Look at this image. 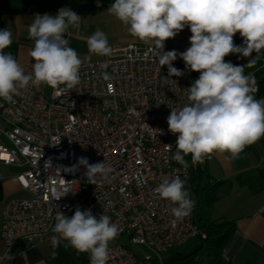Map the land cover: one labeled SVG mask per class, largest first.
<instances>
[{"label":"built area","instance_id":"built-area-1","mask_svg":"<svg viewBox=\"0 0 264 264\" xmlns=\"http://www.w3.org/2000/svg\"><path fill=\"white\" fill-rule=\"evenodd\" d=\"M111 47L110 56L84 62L80 83L69 92L64 86L54 90L42 85L40 90H22L15 103L0 99V133L8 143L0 144V164L22 167L16 180L29 193L4 203L0 237L6 252L18 240L47 239L56 212L68 215L77 207L90 209L97 218L106 213L118 225L108 264H164L170 247L205 236L194 223L193 209L177 220L173 205L155 192L163 179L180 176L186 181L207 162L208 156L192 165L189 154L185 169L173 160L176 135L167 124L171 108L189 102L186 88L199 73L188 71L177 57L173 66L184 75L172 77L176 82L167 77V85V66H159L149 52L151 45L125 41ZM249 59L225 57L234 65H246ZM262 68L261 58L245 74L256 78ZM103 73L110 78L104 80ZM81 157L90 164L105 161L111 171L89 183L87 169L78 165ZM121 238L126 241H116ZM128 242L150 254L139 258Z\"/></svg>","mask_w":264,"mask_h":264},{"label":"clouds","instance_id":"clouds-1","mask_svg":"<svg viewBox=\"0 0 264 264\" xmlns=\"http://www.w3.org/2000/svg\"><path fill=\"white\" fill-rule=\"evenodd\" d=\"M107 10L131 37L152 45L149 52L159 66H167L165 84L170 85L167 77L176 82L172 77L184 75L173 66L178 55L188 71L199 73L186 88L189 102L171 108L167 117L168 131L176 135L173 160L186 169L189 154L192 165L203 163L214 152L239 159L246 147L264 137V99L256 98L259 89L255 75L245 74V68L254 67L264 55V0H115ZM81 20L82 16L68 7L54 16H33L28 26L29 39L34 41L30 73L4 51L13 43V34L9 28L0 29V99L15 103L14 97L22 90H40L42 85L54 90L64 86L69 92L80 83L85 61L92 55L110 56L114 50L106 33L99 29L88 37L89 55L83 59L69 46L65 34L70 28H79ZM185 27L191 32L190 47L181 53L165 51V42ZM237 33L243 39L241 45L234 43ZM230 54L250 59L246 65H234L225 61ZM102 78L110 77L103 73ZM78 165L87 169L92 184L98 175L111 171L105 161L90 164L84 157L79 158ZM185 185V180L175 176L163 179L155 189L161 199L173 205L171 212L177 220L189 216L195 205ZM55 221L50 237L53 250L62 240L67 241L77 253H88L90 264H108L109 245L119 228L106 213L97 218L90 209L77 207L71 217L58 210ZM55 255L53 251V258ZM12 259L9 250L0 256V264Z\"/></svg>","mask_w":264,"mask_h":264},{"label":"crops","instance_id":"crops-1","mask_svg":"<svg viewBox=\"0 0 264 264\" xmlns=\"http://www.w3.org/2000/svg\"><path fill=\"white\" fill-rule=\"evenodd\" d=\"M58 1L0 0V29L9 28L13 34V43L4 51L10 52L22 66L32 67L34 63L30 55L34 41L28 36V26L33 22V16L45 13L56 15L58 10L54 7ZM112 17L118 26H124L113 15ZM83 19L79 28H70L65 34L69 44L80 40ZM190 36L189 28L185 27L175 38L165 42L164 50L184 52L190 47ZM234 39L239 44L243 43L239 33ZM119 40H121L119 43L130 40L150 45L131 37L129 33L121 36ZM261 99H264V96ZM22 169L0 164V227L5 201L29 197V193L22 189L16 180V175ZM205 169L209 181L224 182L217 191L210 212L211 219L224 218L235 222L234 231L222 247V260L229 264H264V215L260 213V210L264 209V137L246 147L239 159H231L228 153L210 154ZM204 181L203 177L199 184H203ZM73 212L67 216L71 217ZM53 234L51 230L50 236L40 242L16 241L10 249L14 259L4 261L2 264H88L85 253H77L63 242L53 250L50 240ZM53 251L56 253L55 258L52 256ZM4 253L6 250L0 237V256ZM197 256L201 260L202 252H198Z\"/></svg>","mask_w":264,"mask_h":264},{"label":"trees","instance_id":"trees-1","mask_svg":"<svg viewBox=\"0 0 264 264\" xmlns=\"http://www.w3.org/2000/svg\"><path fill=\"white\" fill-rule=\"evenodd\" d=\"M115 0H59L54 9L59 10L64 7L71 8L77 14L84 16L92 14L96 9H108ZM264 53V50H262ZM255 53H253V56ZM264 59V55H262ZM256 81L258 85V92L255 94L257 99L264 96V68L256 74ZM204 177L203 184L199 181ZM221 181H209V175L204 168H197L191 171L190 177L186 180V189L193 190L196 195L195 205L193 208L194 223L203 231L202 235H197L203 242L202 257L197 256V250L189 254L178 253L173 258H164V264H178L187 263L193 259L189 264H202L206 258H211L212 264H229L221 258L222 247L229 239L230 235L235 229V222L224 218L211 219L210 212L216 199V194L221 185ZM264 215V209L260 210ZM200 260V261H199Z\"/></svg>","mask_w":264,"mask_h":264},{"label":"rangeland","instance_id":"rangeland-1","mask_svg":"<svg viewBox=\"0 0 264 264\" xmlns=\"http://www.w3.org/2000/svg\"><path fill=\"white\" fill-rule=\"evenodd\" d=\"M83 24L81 27V37L80 40L73 41L69 44L70 47L74 48L79 56L83 59L89 55L87 47V39L91 36L97 29L102 30L106 33L110 46L119 43L120 37L127 35V30L125 26H118L117 22L113 21L112 15L108 13L107 9H96L92 14L82 16ZM125 41V40H124ZM130 41V40H126ZM103 56L92 55L91 60L102 59ZM90 60V61H91ZM0 128L2 124L0 123ZM0 144L7 145V141L4 136L0 133ZM191 199L196 200V195L193 190H189ZM74 214V212H73ZM118 242L126 241V238H121L116 240ZM129 243V242H128ZM130 244V243H129ZM203 242L198 238H190L184 243L174 245L170 247L163 257L173 258L177 256L178 253L189 254L197 250V252H203ZM133 252L139 257L143 258L146 255H149L150 252L147 248L142 245L130 244ZM193 259L189 260L187 263H178V264H189L192 263ZM177 264V263H176Z\"/></svg>","mask_w":264,"mask_h":264},{"label":"water","instance_id":"water-1","mask_svg":"<svg viewBox=\"0 0 264 264\" xmlns=\"http://www.w3.org/2000/svg\"><path fill=\"white\" fill-rule=\"evenodd\" d=\"M202 264H212L211 258H206Z\"/></svg>","mask_w":264,"mask_h":264}]
</instances>
